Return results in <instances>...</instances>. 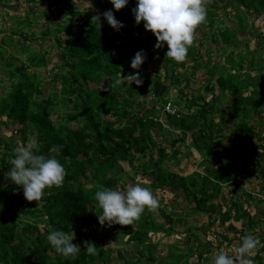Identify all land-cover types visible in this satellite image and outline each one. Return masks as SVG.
I'll list each match as a JSON object with an SVG mask.
<instances>
[{
	"label": "trees",
	"instance_id": "trees-1",
	"mask_svg": "<svg viewBox=\"0 0 264 264\" xmlns=\"http://www.w3.org/2000/svg\"><path fill=\"white\" fill-rule=\"evenodd\" d=\"M13 1L0 0L5 8L0 16V64L11 80L9 90L0 96V118L12 125L10 135L0 138V264H114L109 259L116 251L122 256L121 245L109 247L100 240L102 232L115 234L140 253L134 261L125 259L122 264H139L142 257H146V264H211L214 240H205L204 231H195L194 225L185 228L190 233L186 250L156 254L160 234L173 235L174 224L184 220V211L166 210L161 201L156 211L146 208L133 225L99 223L95 192L102 186L124 189L139 182V174L151 177L142 184L155 196L161 188H169L176 196L181 191L180 198L188 203L186 213L205 214L202 227L221 233V242L240 243L242 236L250 234L264 245V210L250 212L248 205L257 196L247 181L257 174L261 181L264 178V135L259 132V125L264 124V30L256 31L260 48L249 49L247 42L240 47L238 39L240 33L246 35L254 27L250 15L264 21V0H207L206 19L195 30L186 60L179 63L165 55L166 43L163 48L154 47L156 37L144 28L143 21L135 22L132 9L137 0H129L119 10L110 0H16L25 7L23 17L9 14ZM82 2L87 4L84 9ZM53 4L59 14H53ZM228 6L234 9L236 25H227L219 17L220 10ZM39 9L42 16L35 14ZM107 9L123 22L118 31L104 18ZM97 15L99 21L93 18ZM8 22L15 26L4 29ZM36 23H42L39 32L48 36L49 45L59 48V62L49 73L54 91L51 87L47 91L43 81L47 75L39 72L49 65V51L26 49L24 45L22 51L27 54L22 60L12 50V46L17 49L18 43L36 36ZM196 40L209 44L206 60L199 59ZM212 45L222 52L230 47L223 62L213 58ZM140 49L145 50L146 59L135 72L145 69L148 73L139 77L140 84L124 82L134 73L130 62ZM150 57L158 58L151 66ZM188 60L193 61V75L198 61L205 69L203 92L198 88L195 94H188L180 87L184 73L177 69H183ZM117 79L121 83L111 86ZM184 80L189 83L190 78L184 76ZM56 82H60V89ZM157 82L166 85L160 94ZM172 86L179 93L173 102L177 110L168 113L165 106ZM58 91L62 93L61 104L68 109L59 124L51 116ZM205 92H211L212 99ZM226 96L230 97L231 111L221 113V119L216 120L220 108L215 102ZM227 121L232 125H226ZM13 129L23 144L34 138L39 153L55 155L66 169L63 184L45 188L39 201L27 200L23 191L17 192L20 186L6 176L11 168L6 159L12 158L18 142ZM226 138L235 143L234 151L229 142L222 144ZM198 154L200 161L194 163L201 173L180 174L166 164L168 160L179 162L181 155L196 161ZM130 170H134L133 175H128ZM239 180L243 186L237 184ZM223 184L236 188L231 197L223 192ZM259 191H264L263 184ZM57 229L79 237L81 251L76 257L65 258L50 245L47 236ZM85 241L97 246L95 255L86 253ZM250 258L254 264H264V247L258 246Z\"/></svg>",
	"mask_w": 264,
	"mask_h": 264
},
{
	"label": "clouds",
	"instance_id": "clouds-1",
	"mask_svg": "<svg viewBox=\"0 0 264 264\" xmlns=\"http://www.w3.org/2000/svg\"><path fill=\"white\" fill-rule=\"evenodd\" d=\"M129 0H110L116 10L127 5ZM207 0H137L132 9L135 22L143 21L144 28L151 30L156 37L155 48L165 47V55L176 62L186 60L189 47L193 44L194 33L207 15ZM108 24L115 30L122 28L123 22L115 18L112 9L103 12ZM99 21V16H94ZM146 59L144 49L138 50L131 59L130 66L139 69ZM128 83L135 81L140 84V73L134 72ZM122 76V75H121ZM121 83L115 80L111 86ZM39 144L34 138L13 149L14 155L9 160L11 168L6 176L18 186H22L24 197L31 201H39L45 188L60 187L66 176V169L55 155L46 156L39 153ZM100 211L98 221L101 225L107 223L133 225L147 208L156 211L159 200L150 187L142 183L128 184L123 190L119 187H101L94 194ZM47 240L57 253L65 258H74L81 251L79 244L73 243V237L63 230H53ZM84 250L89 255H95L97 246L89 241L84 242ZM264 247L259 237L246 234L234 249V255L220 249L213 257L211 264H254L250 258L257 247Z\"/></svg>",
	"mask_w": 264,
	"mask_h": 264
},
{
	"label": "rangeland",
	"instance_id": "rangeland-1",
	"mask_svg": "<svg viewBox=\"0 0 264 264\" xmlns=\"http://www.w3.org/2000/svg\"><path fill=\"white\" fill-rule=\"evenodd\" d=\"M16 2L17 1L14 0L11 3V6L9 7V10H10L9 14L13 16V14L18 13V17H23L25 15V11H24L25 7H24L23 4L18 5V3H16ZM86 6H87L86 2H84V3L82 2L81 3V9L86 8ZM4 10H5V8L0 6V16H4V14H5ZM26 11L30 12V9L26 10ZM59 11H60L59 9L54 10L53 14L54 13L59 14L60 13ZM35 14L42 16L43 12L39 9V10H37L35 12ZM10 15H8L9 16L8 17L9 20L12 19ZM219 17L223 18L226 21L227 25H232V26L236 25L237 21H238V19L234 16V9L231 6H228L226 8L221 9ZM249 19H250L249 21L253 23L254 27L249 28V31H248V33L246 35H244L243 33H240V35H238V39L242 41L240 47L244 46L245 42H247L249 49H254L255 47L260 48V45L258 44V37L256 35V31L264 30V21L263 20H259L258 18H255L254 14L250 15ZM57 20L58 19H56V23H58ZM11 25L15 26V24H12L11 22H8V24H4L3 25V28L4 29H8L9 26H11ZM33 27H34L33 30H35L37 32L36 36L32 37L26 43H22V42L18 43L17 49L14 46H12V50H14L15 53L22 60H25V55L27 54L26 52L23 53V51H22L24 45H25L26 49L28 48V49L32 50V49H35L34 47H36L37 50L41 51V52L49 51V55H48L49 60H50L49 61V65L45 69L39 70V72L41 74L47 75L46 77L43 78V81H45V84H46L45 86L48 89L47 91H50L49 89H50V87L52 85L51 82H50L51 77L49 75V73L51 72L50 68L51 67L53 68L54 64L59 62V56L57 54L59 48L57 47L56 49H53L54 47L50 46L49 43H48V41L50 40V39H48V36H45L41 32H39V30L42 29V23H36ZM25 30H27V28ZM64 36H66V33H65ZM28 43L32 44V45H30L31 47L29 45H27ZM195 44L197 46L198 45L200 46L201 55L199 56V59H200V57H203V59L206 60V58H207V50H208V47H209V44L207 43V41H206L205 44H202L200 42V40H196ZM215 47H216L215 45L211 46V49H212L211 52L213 53V58L221 60V62H223L224 61V57L226 56V54L230 50V47H227L225 52H222V51H220V49L215 48ZM263 56H264V54H263ZM150 58L151 59H150V64L149 65L151 66V65L156 63L158 58L157 57H150ZM1 60H3V58H0V62H1ZM198 62L196 63V66H195V69H197V71H195L194 75L191 72V71H193V67H192L193 61L192 60H188L187 61V65L185 67H183V69H182V67H178V69H177L178 73H181V74L184 73V75H182L183 81H182L180 87L184 88L185 91L188 92V94H195L198 91V88H200L199 90L201 92L204 91V87L205 86L203 85V83L206 80V76H205L206 72H205V69L203 68V66L200 63H198ZM150 66L147 67V70H151ZM160 68L161 69L157 70L158 73L161 72L162 66ZM136 70L137 69H133L134 72ZM139 73H140V76L143 75L145 77V75L148 72L144 69L142 72H139ZM184 76H188L190 78L189 83H187L184 80ZM10 82H11V80H9V75L4 72L3 67L0 64V96L2 94H5L9 90V86H10L9 83ZM60 86H61L60 82H56L57 89H60ZM165 86L166 85L163 82L155 83V88H156L157 94L162 93L165 90ZM54 88L55 87H51V90L54 91ZM169 91H170L169 92V95H170L169 100L175 102V100H177L178 95H179L177 89L175 88V86H172ZM217 92L219 93V91H217ZM205 93H206V96H207L208 99H212L211 98L212 97V93L211 92H205ZM61 99H62V93H60L58 91V97L55 100V108H53L52 111H51L52 112L51 116H52L54 122H58L57 124H59L60 120H62L64 118V115H65L64 113H66V110H68L66 107H64L61 104V102H60ZM230 104H231L230 103V97H228V96L223 97V98H221V99H219L218 101L215 102L216 108L217 107L220 108L219 110H217V113L219 115L215 116L216 120H220L221 119V117H220L221 113H225L226 114L227 112L231 111V107H230L231 105ZM59 113H60V115H59ZM56 114H57V116H56ZM0 120L2 121V122H0V138L1 137L7 138L10 135L11 131H12L10 129V127L12 125L8 124V121L5 119V117L0 118ZM161 120H163L164 122L166 121V119L164 118L163 115H162ZM164 125H165V127L169 126L166 123ZM226 125H232V122L231 121H227ZM18 126L19 125L15 126L14 128L16 129ZM74 126H76V124ZM173 132H175L177 134H180L179 130H175ZM259 132L261 133V135H264V124L259 125ZM13 133H15L14 129H13ZM15 134H17V138H18L17 146L23 144L22 139H20V136H18V133L16 132ZM236 139H237V137H236ZM188 142H190V138H189ZM226 142H229V148L232 151H234V144L235 143L227 140V138H226V139L223 140L222 144H224ZM169 147L170 146L168 145V148ZM239 151L242 153L243 149L240 148ZM195 158L197 160L193 161L194 159L192 157L190 159V158H187V157L185 158L183 155H181L179 162H176L175 160L174 161L168 160V162L166 164L169 167H172V170H174V171H176V172H178L180 174L187 175V174H190L192 172H200L201 173L202 172L201 168L198 165H195V163H198L200 161L199 154H198V157H195ZM10 159H11V157H8L6 159V162H7L8 165H10V162H9ZM162 167H164V165H162ZM133 172H134V170H130L128 172V175H133L134 174ZM139 177H141V179H139V183H142V181L143 182L149 181L150 178H151V177H148V176H144L143 174H139L138 178ZM240 177H242V175H240ZM261 178L262 177H260L259 174H257V175H255V177L253 176L251 178H248L249 180H247L250 183V185L253 186L252 189L255 190V191H253V196H257L255 199H252L250 205H248L249 206V210H250V212L252 214L256 213V212L260 213L261 210L262 211L264 210V191H259L260 184L264 185V178H263V181H261ZM237 184L239 186H243L244 182L239 180V182L237 181ZM90 186H92V184H88V187H90ZM223 187H224L223 188V192L224 193L228 192V197L229 196L231 197L232 196V192L236 189V188H234V186L229 185V184H223ZM121 190H123V189H121ZM238 190L240 192H242L241 189H238ZM22 191H23V188H22V186H20L18 188L17 192L20 193ZM177 195L178 196H176V192L171 191L169 188H166L165 190L162 189V188L157 190L156 197H157V199L159 201H161L162 208H165L166 210H170L171 208H174L175 210H178V211L179 210L180 211H184V213L182 215L184 220L182 222L174 224L173 227H174L175 231H174L173 235H169L167 233L164 234V235L160 234V237L156 240L157 241L156 254L157 255L164 254L168 249H171V250H176V249L186 250L189 247V243H190V239H188V237L190 236V233L186 232L185 228L190 226V225H194V226L197 227V228L194 227L195 231H197V232L204 231V234H203L204 236L203 237H204L205 240H214L213 241L214 249H213L212 253L210 254L211 262H212V259H213L214 255L220 249L228 251L229 254L234 255L235 254L234 253V249H235L236 246L239 245V242H235L234 241V243L231 244V245H227L225 242H221L222 237H223V235L221 233L213 234L212 231H209V230L205 229L204 227H202V224L205 223L204 221L207 220V216L205 214H203L202 212L194 213V214H189V212L186 213L188 211L187 210L188 203L184 202L183 198H180V196H182V192L181 191H177ZM257 198L261 199L263 202H259L257 200ZM216 201L220 202V199H218ZM222 204L225 207L224 203H222ZM113 225L116 226L117 224H112V226ZM117 229L118 228H116V230ZM126 232L127 231H125V234H126ZM80 235L84 236L83 233L80 234ZM114 236H115V234H105L103 232L100 233V235H99L100 240H102V241L104 240L107 243V245L109 247L113 248V249H117L118 246L121 245L120 252L122 253V256L117 251L113 252L112 255H111L112 257L109 259V262H113L114 264H122V262L125 259H130V260L134 261L135 258L139 257V254H140L139 252H136L134 250V248L129 247L126 244L122 243V242H125L124 239H116ZM72 237H73V241H72L73 243L80 244V239H79L78 236H72ZM191 238H193V237L191 236ZM144 250H146V249L143 248V251ZM146 262H147L146 257H142L139 264H146Z\"/></svg>",
	"mask_w": 264,
	"mask_h": 264
},
{
	"label": "built area",
	"instance_id": "built-area-1",
	"mask_svg": "<svg viewBox=\"0 0 264 264\" xmlns=\"http://www.w3.org/2000/svg\"><path fill=\"white\" fill-rule=\"evenodd\" d=\"M52 9L53 10H56V5L53 4L52 6ZM54 12V11H53ZM165 110L168 112V113H174L176 110H177V107L176 105L173 103V101H169L166 106H165Z\"/></svg>",
	"mask_w": 264,
	"mask_h": 264
}]
</instances>
